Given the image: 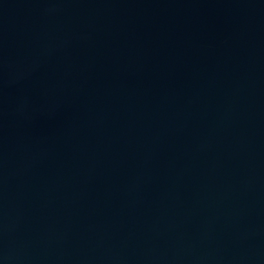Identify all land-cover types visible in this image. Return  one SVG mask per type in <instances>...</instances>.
<instances>
[{
  "label": "water",
  "instance_id": "95a60500",
  "mask_svg": "<svg viewBox=\"0 0 264 264\" xmlns=\"http://www.w3.org/2000/svg\"><path fill=\"white\" fill-rule=\"evenodd\" d=\"M0 264H264V0H0Z\"/></svg>",
  "mask_w": 264,
  "mask_h": 264
}]
</instances>
